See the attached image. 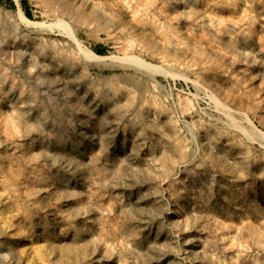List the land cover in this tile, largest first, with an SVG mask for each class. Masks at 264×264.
<instances>
[{
  "label": "rangeland",
  "instance_id": "374dc122",
  "mask_svg": "<svg viewBox=\"0 0 264 264\" xmlns=\"http://www.w3.org/2000/svg\"><path fill=\"white\" fill-rule=\"evenodd\" d=\"M0 264H264V0H0Z\"/></svg>",
  "mask_w": 264,
  "mask_h": 264
},
{
  "label": "bare ground",
  "instance_id": "6f19581e",
  "mask_svg": "<svg viewBox=\"0 0 264 264\" xmlns=\"http://www.w3.org/2000/svg\"><path fill=\"white\" fill-rule=\"evenodd\" d=\"M21 12V11H20ZM22 14V17H23V19H24V21L26 22V24H32V23H35L34 21H32V20H30V19H28L26 16H24V14L23 13H21ZM97 57H99V56H97Z\"/></svg>",
  "mask_w": 264,
  "mask_h": 264
},
{
  "label": "trees",
  "instance_id": "16d2710c",
  "mask_svg": "<svg viewBox=\"0 0 264 264\" xmlns=\"http://www.w3.org/2000/svg\"><path fill=\"white\" fill-rule=\"evenodd\" d=\"M26 14H28V12L26 11ZM29 15V14H28Z\"/></svg>",
  "mask_w": 264,
  "mask_h": 264
}]
</instances>
